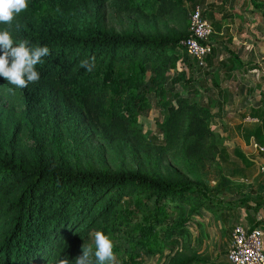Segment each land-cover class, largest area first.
Returning a JSON list of instances; mask_svg holds the SVG:
<instances>
[{"label":"trees","instance_id":"16d2710c","mask_svg":"<svg viewBox=\"0 0 264 264\" xmlns=\"http://www.w3.org/2000/svg\"><path fill=\"white\" fill-rule=\"evenodd\" d=\"M160 2L164 3L166 14L173 7L184 8V2L191 7L200 2L202 15L211 25L230 15L228 10L222 12L224 6L230 5L228 0H155L152 9ZM27 3V9L15 16L12 26L0 24V30L8 28L14 45L27 39L30 48L47 46L50 53L36 65L40 80L24 89L10 93L12 86L0 77V264H58L61 258L75 264L93 230L111 236L125 233L129 242L150 255L151 251L136 238L138 230L156 234L174 250L188 230L191 214L198 208L213 211L224 223L238 210L264 212L263 196L224 199L193 181H171L137 169L96 168L66 154L63 136L73 138L83 131L85 123L90 127L102 124L109 133L132 134V130V135H140L139 127H130L131 118L123 109L136 113L141 100L116 98L109 104L103 82L95 79L93 72L114 76L117 69L137 64L140 73L149 70L151 83L159 90L165 74L184 55L187 57L182 42L189 35L188 22L154 34L117 33L103 26L101 9L111 4L123 11L142 10L138 2ZM251 4L260 9L264 0L260 4L251 0ZM41 6L50 12L37 15L35 9ZM215 11L220 20L214 19ZM172 22L179 24L175 19ZM92 58L95 67L91 72L80 66L81 61ZM192 64L195 71L186 78L185 87L192 83L195 87L194 80L199 77L200 67L195 62L190 60L186 65L192 68ZM183 71L179 69L181 74ZM191 92L198 94L196 87ZM175 102L159 111L163 121L158 135L166 141L182 135L185 148L198 151L216 135L211 128L213 108L180 96L175 97ZM249 115L257 122L243 132L261 148L264 96ZM211 149L217 151L220 162H233V158L245 168L252 165L237 149L231 157L219 144ZM172 264L213 263L188 257Z\"/></svg>","mask_w":264,"mask_h":264},{"label":"rangeland","instance_id":"374dc122","mask_svg":"<svg viewBox=\"0 0 264 264\" xmlns=\"http://www.w3.org/2000/svg\"><path fill=\"white\" fill-rule=\"evenodd\" d=\"M134 1L143 9L123 11L111 4L103 7L101 9L103 26L117 33L154 34L185 25L188 22V13L195 6L203 9L200 2L194 7L184 2V8L173 7L169 14H166L162 9L164 4L162 2L156 5V9H152L155 0ZM49 12L45 6L35 9L37 15ZM174 19L179 24L172 22ZM189 61L184 55V58L175 64V68L165 74L164 83L159 90H155L151 83L149 70L140 73L137 64H129L123 69H117L114 76L93 72V77L103 82L102 88L108 95L109 104L116 98L141 100L142 106L136 113L123 109L131 118L130 127L137 126L141 132L138 136L132 135L135 134L132 130V134L109 133L102 124L95 123L90 127L85 123L83 131L74 134L73 138L63 136L66 154L69 157L73 156L72 159H77L82 164L88 163L96 168L137 169L171 181H193L203 185L210 194H218L224 199L241 196L264 197V171H262L264 151H261L254 142L239 141L234 134L235 130L228 129V122L219 121L215 113L211 119V128L216 135L213 140L204 142L198 151L185 148L182 135L172 141H166L164 137L158 135V126L163 121L159 111L163 112L169 103L175 104L176 96L188 102L193 101V97L197 96L191 92L195 88L193 83L184 86L187 85L186 78L192 77L191 72L187 74L184 70ZM179 69L184 70L183 74ZM174 80L178 82L174 83ZM187 90H190V93ZM244 143L246 146L241 153L252 162L248 168L243 167L239 160L234 161L233 158V162H220L217 151L211 149L213 145L219 144L226 148L231 157L232 151L239 150ZM185 210L187 211L188 208L186 207ZM235 216H238L236 212L228 217L227 223H224L213 211L198 208L191 214L188 230L174 250L166 247L156 234L149 235L146 229L145 233L143 230H138L136 238L140 240L142 246H146L151 251L150 255L142 253L141 247L129 242L125 238V233L105 235L114 244L115 264H172L188 257L207 259L213 264H224L229 233L232 226L238 222ZM140 222L143 220L140 219ZM95 232L97 231H91L87 242V247L91 246L93 250Z\"/></svg>","mask_w":264,"mask_h":264},{"label":"crops","instance_id":"0c3cea01","mask_svg":"<svg viewBox=\"0 0 264 264\" xmlns=\"http://www.w3.org/2000/svg\"><path fill=\"white\" fill-rule=\"evenodd\" d=\"M261 1L256 0L257 4ZM228 2L230 5L224 6L222 12L228 10L229 17L220 20V14L214 13V19L220 21L212 25L208 40L212 51L198 68L199 77L194 80L198 94L192 100L210 104L211 113L219 121L228 122V129L235 130L236 138L247 143L252 139L243 130L256 124L249 114L264 96V7L256 9L251 0ZM191 66H185L187 74L195 71ZM246 143L240 152H244ZM236 214V223L260 229L264 251V212Z\"/></svg>","mask_w":264,"mask_h":264},{"label":"clouds","instance_id":"9594fccd","mask_svg":"<svg viewBox=\"0 0 264 264\" xmlns=\"http://www.w3.org/2000/svg\"><path fill=\"white\" fill-rule=\"evenodd\" d=\"M27 7V0H0V24L10 28L15 16ZM8 28L0 30V77L12 86L8 89L11 93L40 80L36 65L49 55L50 50L47 46L30 48L27 39L14 45ZM80 66L91 72L95 67L94 58L81 61ZM94 245V250L91 246L82 248L75 264H115L114 244L108 236L101 231L95 232ZM58 264H69V260L61 258Z\"/></svg>","mask_w":264,"mask_h":264},{"label":"built area","instance_id":"2783aa9c","mask_svg":"<svg viewBox=\"0 0 264 264\" xmlns=\"http://www.w3.org/2000/svg\"><path fill=\"white\" fill-rule=\"evenodd\" d=\"M188 33V37L182 42L184 52L188 59L200 67L204 64L206 56L212 51L208 41L212 34V25L209 20L203 17L200 6H195L188 13ZM259 149L264 151V146ZM225 259L229 264H264L260 229L235 223L225 249Z\"/></svg>","mask_w":264,"mask_h":264}]
</instances>
